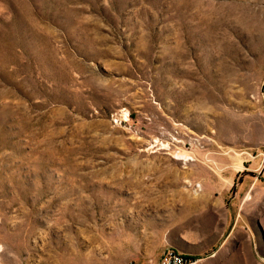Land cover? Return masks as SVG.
Returning a JSON list of instances; mask_svg holds the SVG:
<instances>
[{
  "label": "rangeland",
  "instance_id": "1",
  "mask_svg": "<svg viewBox=\"0 0 264 264\" xmlns=\"http://www.w3.org/2000/svg\"><path fill=\"white\" fill-rule=\"evenodd\" d=\"M167 247L264 264V0H0V264Z\"/></svg>",
  "mask_w": 264,
  "mask_h": 264
},
{
  "label": "built area",
  "instance_id": "2",
  "mask_svg": "<svg viewBox=\"0 0 264 264\" xmlns=\"http://www.w3.org/2000/svg\"><path fill=\"white\" fill-rule=\"evenodd\" d=\"M155 264H196V260L177 248L167 247Z\"/></svg>",
  "mask_w": 264,
  "mask_h": 264
},
{
  "label": "crops",
  "instance_id": "3",
  "mask_svg": "<svg viewBox=\"0 0 264 264\" xmlns=\"http://www.w3.org/2000/svg\"><path fill=\"white\" fill-rule=\"evenodd\" d=\"M183 253H185V252H183ZM185 254H187V253H185ZM187 255H189V254H187Z\"/></svg>",
  "mask_w": 264,
  "mask_h": 264
}]
</instances>
